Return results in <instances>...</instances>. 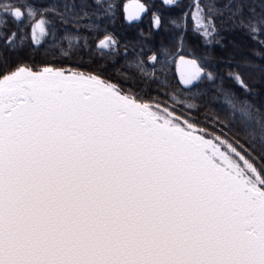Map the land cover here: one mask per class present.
<instances>
[{
  "label": "snow or ice",
  "instance_id": "1",
  "mask_svg": "<svg viewBox=\"0 0 264 264\" xmlns=\"http://www.w3.org/2000/svg\"><path fill=\"white\" fill-rule=\"evenodd\" d=\"M161 8L0 0V264H264V0Z\"/></svg>",
  "mask_w": 264,
  "mask_h": 264
},
{
  "label": "trees",
  "instance_id": "2",
  "mask_svg": "<svg viewBox=\"0 0 264 264\" xmlns=\"http://www.w3.org/2000/svg\"><path fill=\"white\" fill-rule=\"evenodd\" d=\"M130 2H132V0H119L121 17L124 15V11H123L124 5ZM139 2L152 6V11L159 10L161 13H163L165 17L169 15H178L181 12V9H177V8H170V9L161 8V0H139ZM192 2L193 0H180L182 9L187 10V6L191 4ZM204 2L205 0H200L201 4H203ZM142 18H143V23L139 25V28L143 29L144 35L145 37H147L148 32H149V27L151 24V19H152L151 11L148 12L146 15L143 14ZM165 23H166V26L171 27L170 25H167V20H165ZM189 27H191V22H189ZM117 28H118L119 34L121 35L122 40L126 38H131L137 32L136 27H131L128 29H121L120 25L118 24ZM164 35L165 33L163 32L158 34L156 36V41L158 42L161 39V37H163ZM230 38L235 39L238 43H240L243 51L245 52H248V50L253 47L252 42L247 40L246 37L241 33L232 34ZM189 40L192 42H196V38L193 37L191 33H189ZM63 47L65 51L69 50L67 42L64 43ZM229 51H231V48H229ZM123 52H124V48L121 47L120 49L121 55L123 54ZM216 53L218 55L220 54V50L218 48L216 49ZM82 56H83V61H80L79 57L77 56L73 57V63H79L81 70L93 71V72L101 71L106 77H109L113 82H119L121 84L124 83L123 80L120 79V75H119L120 72L125 71V67L123 64H117L115 67H113L112 63L107 62V58L105 60L96 59V58L90 60L89 55L86 52L82 53ZM37 58L39 59V57ZM221 70L224 72L226 76L227 72L230 69L221 65ZM241 70L246 71V72L248 71V70H243V69ZM256 76H258V73L252 72V78H255ZM203 111L208 112L210 116H214L216 114L215 109L211 105L205 107Z\"/></svg>",
  "mask_w": 264,
  "mask_h": 264
},
{
  "label": "water",
  "instance_id": "3",
  "mask_svg": "<svg viewBox=\"0 0 264 264\" xmlns=\"http://www.w3.org/2000/svg\"><path fill=\"white\" fill-rule=\"evenodd\" d=\"M131 3V2H130ZM143 15V14H142Z\"/></svg>",
  "mask_w": 264,
  "mask_h": 264
},
{
  "label": "rangeland",
  "instance_id": "4",
  "mask_svg": "<svg viewBox=\"0 0 264 264\" xmlns=\"http://www.w3.org/2000/svg\"><path fill=\"white\" fill-rule=\"evenodd\" d=\"M143 16V15H142Z\"/></svg>",
  "mask_w": 264,
  "mask_h": 264
}]
</instances>
